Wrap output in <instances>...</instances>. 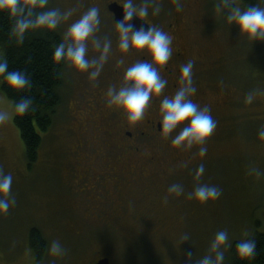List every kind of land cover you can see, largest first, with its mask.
I'll return each instance as SVG.
<instances>
[{
  "label": "rangeland",
  "instance_id": "374dc122",
  "mask_svg": "<svg viewBox=\"0 0 264 264\" xmlns=\"http://www.w3.org/2000/svg\"><path fill=\"white\" fill-rule=\"evenodd\" d=\"M102 1L48 0L46 11L75 9L68 21L58 25L63 38L84 12L99 9L101 24L87 41L86 58L103 68L97 79L90 80L87 73L66 64L61 106L31 166L13 123V103L0 94V110L9 117L0 125V171L12 175L11 198L16 201L7 214L0 215V264H36L28 244L32 227L41 231L48 249L53 240L66 249L62 258L48 250L40 264H91L103 257L110 264H199L205 255H215L209 244L218 231L227 230L230 243L245 234L264 233V138L258 136L264 130V41H251L237 25L228 24L229 10L222 8L221 0H181V13L174 0H157L158 15L152 14L148 3L145 19L154 27L167 28L179 19L172 38L184 51L183 63L194 61L197 92L191 99L210 108L217 127L205 142V157L198 155L200 145L191 150L175 147L167 157L176 154L183 161L177 165L166 160L147 162L152 172L147 178L146 167L136 173L133 161L114 162L118 135L98 111L120 53ZM134 2L143 6L145 0ZM235 3L241 10L247 8L239 0ZM106 41H111L112 51L105 62L100 57ZM127 54L132 59L139 55L135 49ZM249 93H255L251 104L245 102ZM178 131L170 135L171 140ZM81 142L84 145L77 151L75 146ZM191 153L194 160H186ZM201 164L205 172L197 179ZM136 183L140 190L145 185L152 190L149 199L157 201L155 206L141 200ZM172 184L182 185L184 194H169ZM201 184L218 187L220 198L207 203L190 198L189 193ZM95 200L103 203L97 216ZM129 200L133 202L127 204ZM105 210L112 216L101 218ZM185 234L189 238L181 242ZM221 250L227 260L231 250L227 246Z\"/></svg>",
  "mask_w": 264,
  "mask_h": 264
},
{
  "label": "clouds",
  "instance_id": "9594fccd",
  "mask_svg": "<svg viewBox=\"0 0 264 264\" xmlns=\"http://www.w3.org/2000/svg\"><path fill=\"white\" fill-rule=\"evenodd\" d=\"M148 3L152 4V14L158 15L161 6L157 0H145L143 6H138L134 0H124L123 18L116 21L115 25L120 53L127 54L130 49H135L138 52L150 54L151 60L136 62L127 67L123 75V86L108 88L107 104L124 111L127 120L135 124L144 119L153 97H163L159 104V126L162 135L167 138L179 129L171 140L172 145L186 150H191L194 145H200L198 155L205 157L207 154L205 142L214 133L217 123L209 107H200L191 99L197 92L193 81L194 61L189 60L180 66V86L172 96L164 95L168 81L161 76L159 68L166 66L172 56L173 38L160 28L148 25L145 27L143 24L139 28H134L131 23L134 17L142 20L149 15ZM174 3L176 10L181 11V0H174ZM47 4L48 0H0V12H6L13 21L9 34L17 44L23 43L25 34L30 30L57 29L60 22L68 21L75 11L72 8L63 12L59 10L36 11L46 8ZM221 5L223 9L229 10L226 16L228 24L237 25L240 33L251 41H264V7L250 6L241 10L235 0H221ZM100 24L99 9L89 8L67 28L64 38L69 43L66 46L64 42H61L55 46L52 61L55 64H60L62 61L67 62L78 72L87 73L90 80L97 79L103 64L87 59L86 55L88 53L87 41L98 31ZM96 47L100 48L99 42ZM111 51L112 43L106 41L100 60L106 62ZM0 78L10 89L17 91L30 86V79L24 71H9L8 62L3 53H0ZM254 99L255 93H249L245 102L251 104ZM32 103L30 98H22L14 104L15 113L20 116L25 115L32 110ZM8 118V113L0 110V125L4 124ZM258 136L264 138V130H260ZM253 171H256L257 176L261 175L258 170L253 169ZM204 172V165L201 164L196 169L195 177L198 179ZM248 174L251 175V171ZM12 182L11 174H4L0 171V215L7 214L10 207L16 203L15 199L11 198ZM168 193L181 196L184 194V189L180 184H172L168 188ZM221 194L218 187L201 184L189 193V197L200 203H207L219 199ZM165 202H167V197H165ZM188 238L187 234L183 235L181 242ZM225 246L229 250L233 249L228 231L216 232L209 244L210 251L215 255H205L199 264H224L225 252L221 249ZM48 250L53 257L62 258L66 255V249L59 240H53ZM234 253L239 260L247 261L249 264L257 255L256 238L245 234L235 244ZM188 256L190 257L191 253H188Z\"/></svg>",
  "mask_w": 264,
  "mask_h": 264
},
{
  "label": "trees",
  "instance_id": "16d2710c",
  "mask_svg": "<svg viewBox=\"0 0 264 264\" xmlns=\"http://www.w3.org/2000/svg\"><path fill=\"white\" fill-rule=\"evenodd\" d=\"M239 1L246 7H264V0ZM36 11H46V8ZM12 23L6 12H0V53H3L8 62L9 71L21 70L28 75L30 86L17 91L10 89L0 78V94L12 101L13 110L14 104L22 98H30L33 102L32 110L23 116L14 111L13 117V123L24 144L28 166H31L38 158L44 137L62 103L67 62L55 64L51 58L55 46L65 43V40L57 27L55 30H30L25 34L23 43L17 44L9 34ZM253 237L257 240V255L249 264H264V233H255ZM237 242L238 240L233 241V249L224 264H248L235 256ZM28 244L34 253L36 264H40L48 251V242L38 228L32 227L29 230Z\"/></svg>",
  "mask_w": 264,
  "mask_h": 264
},
{
  "label": "flooded vegetation",
  "instance_id": "af4514ba",
  "mask_svg": "<svg viewBox=\"0 0 264 264\" xmlns=\"http://www.w3.org/2000/svg\"><path fill=\"white\" fill-rule=\"evenodd\" d=\"M97 0H91V4H95ZM100 1V0H99ZM104 8V13L107 15V17L111 21V28H112V37L115 39L116 43H118V32L116 31V25L114 20V14L109 11V6L112 4H116L119 6H122L124 3V0H104L102 1ZM182 12V9L179 13ZM145 22L149 24V26L154 27L150 22H148L145 18H143ZM179 22V19L176 18L173 23H169L167 28H162L163 31L167 32L169 35L174 36L177 23ZM138 58L132 59L129 58L128 54H118V58L115 61L114 67L112 68V80L108 85V88L111 86H115L117 88L123 86L124 80L123 75L124 71L127 67L130 65L140 62V61H150L151 56L150 54H147L145 52H138ZM184 60V51L182 49H179L174 43H172V56L166 66L163 68H159L161 76L168 81L167 86L164 90V95L171 94V96L176 92L178 87L180 86V66L183 65ZM67 64V63H66ZM66 67V66H65ZM163 97H153L151 101V106L147 109V112L149 115H145L144 119L140 122H137L135 124L130 123L127 120V117L121 109L117 108L116 106H109L107 104L106 97L100 98V105L98 106V111H101L104 114V120L109 122V127L112 128V131L115 133V135H118L115 137L114 145L116 144V148L119 151L115 158V163H120L119 161H123V165H126V163H129L131 161L134 162L136 165V168L134 171L138 173V169H143L145 172L144 167H146L147 175L149 177H152V172L148 165H146L147 162H154V163H162L163 161L172 162L173 165L180 164L182 160V157L176 154H172L171 158L167 157L168 152L170 150H175V146L172 147V144L170 143L171 137L165 138L160 130L159 126V104L160 100ZM114 121L112 122V120ZM111 122V123H110ZM112 132V133H113ZM111 131L109 130V134L112 136ZM113 133V134H114ZM84 143L81 142V144H77L75 148L78 151V148H81ZM171 147V149H170ZM169 155V154H168ZM174 155V156H173ZM77 158H79L78 154L76 155ZM87 157V156H86ZM76 158V161H77ZM194 155L191 153V155L186 156V160H194ZM138 161V163H136ZM133 165L131 169L135 166ZM140 165V166H139ZM140 167V168H139ZM130 167L128 168V171L131 173ZM81 178V177H80ZM79 178V179H80ZM150 180V179H149ZM82 182V178L80 179ZM137 182V180H135ZM126 184L122 185V187H125ZM136 187L139 188V185L136 183ZM148 188L147 185L144 186L143 190H140V198L141 200H145L148 206L153 207L156 205L157 201L155 199H149V194L152 192V190H146ZM131 187L127 190L130 193ZM129 195L131 197L132 195ZM99 199V198H97ZM131 199L135 200V197H131ZM95 215H99V208L103 206V203L100 200H95ZM133 201L129 200L127 202L131 203ZM125 204L123 207L126 208V211L129 208V205ZM151 209V208H150ZM152 210V209H151ZM113 214L109 213L107 210H105L101 214V218L107 219L109 218L108 215ZM116 217V216H115ZM100 259V258H99ZM99 259H96L93 263L98 261ZM110 261V260H109ZM91 263V264H93ZM110 264V263H109Z\"/></svg>",
  "mask_w": 264,
  "mask_h": 264
},
{
  "label": "water",
  "instance_id": "95a60500",
  "mask_svg": "<svg viewBox=\"0 0 264 264\" xmlns=\"http://www.w3.org/2000/svg\"><path fill=\"white\" fill-rule=\"evenodd\" d=\"M109 11L112 12L114 14V20L115 23L116 21H119L123 18V8L122 6L116 5V4H112L109 6ZM131 23L133 24L134 28H139L142 24L147 27V25L149 26V24L147 22H145L143 19L140 20L136 17L133 18V20L131 21ZM109 258L108 257H103L100 258L98 261H96L93 264H109Z\"/></svg>",
  "mask_w": 264,
  "mask_h": 264
}]
</instances>
